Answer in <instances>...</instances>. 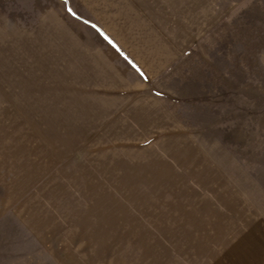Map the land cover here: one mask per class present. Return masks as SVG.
<instances>
[{
	"label": "rangeland",
	"instance_id": "obj_1",
	"mask_svg": "<svg viewBox=\"0 0 264 264\" xmlns=\"http://www.w3.org/2000/svg\"><path fill=\"white\" fill-rule=\"evenodd\" d=\"M125 5L109 19L97 2L0 0V264H186L174 251L184 240L172 241L169 226L176 215V224L192 222L183 214L202 193L220 226L210 222L213 241L191 250V263L264 264V0H219L205 23L192 19L204 26L191 34H184L190 20L171 4L133 3L164 30L149 37L181 46L130 91L126 105L139 107L115 116L116 125L101 116V126L85 114L48 113L50 101H60L49 93L63 90L60 71L43 69L51 85L28 71L46 64L45 31L83 32L120 68L135 69L92 11L126 34L132 9ZM149 53L141 57L152 62ZM170 169L181 187L158 189V179L144 175L169 178ZM130 197L145 199L134 205Z\"/></svg>",
	"mask_w": 264,
	"mask_h": 264
},
{
	"label": "crops",
	"instance_id": "obj_2",
	"mask_svg": "<svg viewBox=\"0 0 264 264\" xmlns=\"http://www.w3.org/2000/svg\"><path fill=\"white\" fill-rule=\"evenodd\" d=\"M83 2L91 1L93 3L97 2L100 4H103V6H107L109 9V19L113 17L111 15V12L114 13L115 7L118 4H126L128 11H131V13L128 14L129 17H127L128 22H131L132 29L128 31V33H117L115 31L114 27H110L109 25L105 24L104 21H101L99 19L100 17L97 15L95 8H92V11L94 13L95 18L100 23V25L105 28L109 34V39L112 40V43H116V46L118 49L124 50L127 52L126 55H130L131 59L136 62L135 64L137 66H134L135 69L126 70L125 68L121 67L120 65H117V60L111 56L110 49L103 50L101 48H95L94 39L90 38L89 35H85V33H79V36H74L72 33L69 32V30L64 28L62 34L60 36H57L56 34L52 33L53 35L49 34L48 31H45V34L47 35L44 51L47 52L49 55H44V58L46 60L45 65H32L29 66L30 73H35L36 77L42 78V83H48L49 79L42 76L41 74L44 72L43 69L47 70V67L54 68L57 71H60L59 77L61 76V86L63 90H60L57 86H51L50 92L51 95H54L56 97H59L58 100H56V103H51V106L47 107L49 108L48 113H56L61 112L64 114H71L74 116L79 115H87L89 119L91 117L95 118L101 126L102 118L101 116L112 118L113 120H109V124L112 122L114 125H116V121L118 122V118L115 116H120L124 114H129L133 111L134 108L139 107L138 102L134 104V102L130 103V105H126L129 102V97L132 98L130 91H133L135 87H138V83L143 80V76H149L150 74H155L158 70H161L164 68V65L166 63V60H171L170 58L173 57V52L179 51L181 49V46L178 42L175 43L171 38H168L164 41H166L167 46L165 45L164 41L162 43H159L160 41H157L158 38L152 39L149 37V34L155 32L156 35H165L164 30L160 29L156 30L151 25L150 22H146L144 15L141 12V7L139 10H136L135 6L132 5L133 3H159V4H171L172 5V13H175V15L178 18H188L190 21L186 27V32L184 34H191L192 32H188V29L190 28H202L204 23L208 18H211L214 13L213 5L214 3H217L219 0H82ZM108 5H107V4ZM106 4V5H104ZM102 6V7H103ZM174 15V16H175ZM200 18L204 19V23L200 25H196L192 19ZM129 22V23H130ZM74 24V23H73ZM77 29H79L77 27ZM196 34L194 31L193 34ZM55 37L56 39H54ZM164 39V38H162ZM55 43V45H54ZM119 46V47H118ZM166 46V47H165ZM68 47V51L75 52V55L71 56V58H64L63 52L65 51V48ZM59 49L60 53L59 56L55 53L53 50ZM34 49L37 50V46H34ZM41 50V48H39ZM156 49H160V55H155L153 52ZM145 51V52H144ZM152 51V52H151ZM144 52V54H143ZM151 54L152 56V62H148L151 60V58L146 61L142 59L141 55L146 56L147 53ZM39 53V52H38ZM153 53V54H152ZM42 55V51L40 53ZM20 67V66H19ZM24 67H27L26 65ZM21 68V67H20ZM38 73V75H37ZM45 73V72H44ZM134 76H138L141 78H135ZM134 79V80H133ZM137 79V80H136ZM139 79V80H138ZM51 85L50 83H48ZM46 90V89H45ZM130 93H128V92ZM47 92V91H46ZM35 100L36 98H40L41 96L34 95ZM47 97L49 98V95L47 93ZM140 98V97H139ZM50 99V98H49ZM132 108L130 111L129 109ZM119 114V115H118ZM76 116V118H78ZM79 121V120H78ZM76 123V122H75ZM98 124L96 126L89 125L92 129H95L98 127ZM81 125V124H80ZM79 126V124H78ZM112 128H114L112 126ZM90 129V128H89ZM111 126L108 127L107 130H110ZM160 168V167H159ZM161 170H165V168H161ZM168 171L167 177L169 178H157L156 176H151L149 174L148 177H151V179H158L157 182H154L156 185L158 184V189L160 187L163 188H169V187H181L182 182L181 179H183L176 170H166ZM138 175H143L142 173ZM137 175V176H138ZM132 176V175H131ZM129 177L126 176V178ZM118 178V177H114ZM125 178V179H126ZM130 178V177H129ZM131 179V178H130ZM150 179V178H149ZM162 180V181H161ZM167 180V182H166ZM160 184V187H159ZM163 184V185H162ZM165 186V187H164ZM176 186V187H175ZM122 187V186H121ZM129 193V192H128ZM131 193V192H130ZM132 196H135L134 194ZM196 197V196H195ZM131 203L140 204L144 201L145 198H139V200L133 197H130ZM141 199V200H140ZM137 200V201H136ZM193 203H190L189 211L186 212V214H183L187 218L189 217L192 222L188 223H182L179 225V222L176 224L177 217L180 218L178 215H176V220L171 219V225L169 226L171 229L170 237H172V241H175V239H182L184 240V244L181 243H175V249L174 251L178 252V256L180 258H186L187 262L186 264H190L193 262L192 260H189L190 251L191 250H197L198 252H204L203 249L207 247L209 241H213L212 236L210 233L209 225H217L218 227L220 224H218L220 221V217L218 216V212L216 209L211 205L212 200L210 197H206L204 193L200 196L199 199L196 200L193 199ZM147 202V200H146ZM199 202L202 203V205L199 204ZM112 204V203H111ZM200 205L201 209L200 211L195 210ZM202 214L203 223H198L196 221V217L199 214ZM147 215V214H146ZM156 215V213H155ZM157 216V215H156ZM199 217V216H198ZM188 218V219H189ZM169 219V217H168ZM154 220V219H152ZM156 220V218H155ZM206 221H209L206 223ZM181 223V222H180ZM190 224H194L197 226L198 230H194L189 226ZM177 226H183L184 228H187L183 232L179 231L177 229ZM167 250V249H166ZM167 254V251H166ZM169 254V252H168ZM159 257L161 258V254L159 251L158 260ZM168 259V258H166ZM161 260V259H160ZM166 264H179V260H173L168 259V261H164ZM162 263V264H165ZM158 264H161L160 262ZM192 264V263H191Z\"/></svg>",
	"mask_w": 264,
	"mask_h": 264
}]
</instances>
